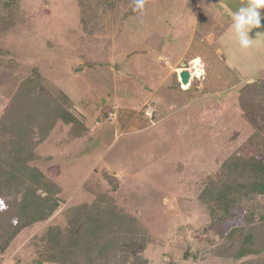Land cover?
Wrapping results in <instances>:
<instances>
[{"label":"rangeland","instance_id":"374dc122","mask_svg":"<svg viewBox=\"0 0 264 264\" xmlns=\"http://www.w3.org/2000/svg\"><path fill=\"white\" fill-rule=\"evenodd\" d=\"M246 3L145 0L133 11L135 0H0V148L27 156L12 165L0 154V264H264V243L235 258L226 240L251 206L263 241V199L218 224L199 196L224 161L263 158L240 99L264 103V91H241L254 69L248 77L264 80V8L242 49L232 15ZM23 181L58 207L7 237ZM105 218L111 231L90 234ZM80 234L90 248L78 257L76 242L68 254L51 247L52 235Z\"/></svg>","mask_w":264,"mask_h":264},{"label":"trees","instance_id":"16d2710c","mask_svg":"<svg viewBox=\"0 0 264 264\" xmlns=\"http://www.w3.org/2000/svg\"><path fill=\"white\" fill-rule=\"evenodd\" d=\"M241 91L242 93H245L246 91L257 92V94L260 95L264 91V80H256L247 83L241 88ZM260 96L262 99L263 94ZM241 97L244 98L240 99V105H242L244 109L245 117L248 118L254 126V132L251 136L252 144L256 152L262 153L263 158L260 159L253 154L251 156L243 158H230L229 160L223 162L221 171L220 173L216 174L215 178H208V183H206L199 196L200 199L208 206L212 221H217L218 224L223 221H228L227 219L234 217L232 209L241 210L245 201L261 197L263 199L262 203L264 206V136L262 134V132H264V103L256 101L255 103L247 96L242 95ZM258 98L259 100H261L260 97ZM48 110H50V108H48ZM74 113L77 114L76 109H74ZM257 115H259L260 117L257 118ZM8 117H10L9 114ZM77 118H81V120H83V116L81 114H79ZM75 121L78 120L75 119ZM80 123L83 122L81 121ZM0 149V154H2V156L4 157L3 159L12 165H15V162L16 164H18L17 162L24 163V161H26L25 159H27L26 155L21 156V154H18L21 151V147L19 144L13 147L5 145V147L2 146ZM8 174L10 176V172ZM11 174L14 175L12 172ZM37 174L38 172H36V170L33 174H30V178L33 177V179H31L32 181H34L33 183H35L38 187H42L43 189H40H42L43 191L52 193L49 190L50 187L43 184L40 180V177H37ZM21 184H23L24 187L22 188L20 198L9 200V202H11V205H14L15 207L14 210H16V217L15 223H12L11 221L7 226L8 229L6 227H4L3 229L4 232H6L7 237L10 233H12L11 235H13L19 227L29 225L35 221L46 220L58 207V201L53 197V195L41 196L42 194H36V190L32 188L31 184L26 183V181H23ZM1 185L2 184L0 183V187ZM18 190L21 191V188H18ZM1 215L3 214H0V216ZM255 215V210L252 209L251 206L248 207V211L244 215L243 221L235 224V226H237H234L235 228L233 230L227 231L226 237H228L226 238V240L228 242V248L234 249L233 251H231V253L229 252L230 256L240 258L248 254H254L257 251L260 252L263 248L264 239L260 242L261 244L258 243L260 239H258L256 230L260 229V225L254 221L255 219L253 218L255 217ZM258 215L259 219L263 220L264 214L258 213ZM82 223V220H79L78 224H80L83 228L82 231H85V233H87L85 230L86 228L84 227L85 224L83 225ZM91 223L95 228H93V230H90V234H92L95 230L108 228V226L110 225L106 218L103 219L100 223H98V221H96L95 219L91 221ZM108 230L111 231V229L109 228ZM52 237L54 238L52 239L53 244L51 245V247L55 248L56 246H58L57 248L65 253H67L65 247L72 242H76L74 246L75 249L71 252V254H75V256L78 255L80 251L85 252L86 248H90V245H87L83 241L82 234L77 236L74 235L71 237L72 241L69 240L66 242L65 239L68 236H66L65 239L62 240L60 239L61 236L58 237V235H52ZM3 244L4 241L2 240V236H0V249H3ZM258 244L260 245L257 246ZM54 259L55 256L43 258L35 262V264H42L43 261L50 260L57 261Z\"/></svg>","mask_w":264,"mask_h":264},{"label":"clouds","instance_id":"9594fccd","mask_svg":"<svg viewBox=\"0 0 264 264\" xmlns=\"http://www.w3.org/2000/svg\"><path fill=\"white\" fill-rule=\"evenodd\" d=\"M144 6L145 0H135L133 11H142ZM262 8H264V0H247L245 6L233 13L232 30L240 48L247 49L252 46L253 39L249 37V32L253 28L261 27V14L259 9ZM193 63L199 65L202 61L196 58ZM197 75L203 76L204 72L201 70ZM183 87H188V85H183ZM0 205H2V201H0Z\"/></svg>","mask_w":264,"mask_h":264},{"label":"crops","instance_id":"0c3cea01","mask_svg":"<svg viewBox=\"0 0 264 264\" xmlns=\"http://www.w3.org/2000/svg\"><path fill=\"white\" fill-rule=\"evenodd\" d=\"M263 14H264V13H262V15H263ZM263 23H264V21H263ZM262 31H263V30H262ZM262 31H258V32H259V33H262ZM258 36H259V35H258ZM259 39H260L259 41H264V38H259ZM217 49H218L219 51H221V50H220V47L217 48ZM194 59H196V58H194ZM258 64H259V63H258ZM263 67H264V61H263V62L261 61V64L259 65L258 68H259V69H264ZM255 71H260V70H255V69H254V72L249 73V75L252 74L253 76H255V75H256V74H255ZM249 75H248V76H249ZM248 76H247V75L244 76V77H245V78H244V81H245V79L248 81V82H246V83H249V82H253V81H255V80H252V78H251V77H248ZM247 77H248V78H247Z\"/></svg>","mask_w":264,"mask_h":264},{"label":"water","instance_id":"95a60500","mask_svg":"<svg viewBox=\"0 0 264 264\" xmlns=\"http://www.w3.org/2000/svg\"><path fill=\"white\" fill-rule=\"evenodd\" d=\"M178 77L180 78V82L182 84H187L189 81L190 72L187 69H182L179 72Z\"/></svg>","mask_w":264,"mask_h":264},{"label":"bare ground","instance_id":"6f19581e","mask_svg":"<svg viewBox=\"0 0 264 264\" xmlns=\"http://www.w3.org/2000/svg\"><path fill=\"white\" fill-rule=\"evenodd\" d=\"M195 59H193L192 61H191V63H193V61H194ZM194 64V63H193ZM193 68H196V72H198L199 71V67H198V65H194V67ZM194 74V73H193ZM191 77H192V75H191Z\"/></svg>","mask_w":264,"mask_h":264},{"label":"flooded vegetation","instance_id":"af4514ba","mask_svg":"<svg viewBox=\"0 0 264 264\" xmlns=\"http://www.w3.org/2000/svg\"><path fill=\"white\" fill-rule=\"evenodd\" d=\"M186 85H188V84H186ZM184 88H186V87H184Z\"/></svg>","mask_w":264,"mask_h":264}]
</instances>
